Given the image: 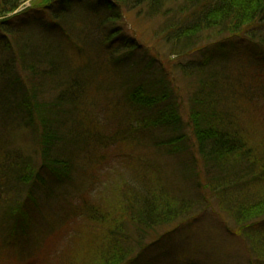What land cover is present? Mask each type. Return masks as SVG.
Wrapping results in <instances>:
<instances>
[{"label": "trees", "instance_id": "trees-1", "mask_svg": "<svg viewBox=\"0 0 264 264\" xmlns=\"http://www.w3.org/2000/svg\"><path fill=\"white\" fill-rule=\"evenodd\" d=\"M22 1L0 0V187L11 192L15 186L14 193H17L11 201L2 196L0 189V210L7 224L4 230L11 234L19 229L25 233L33 220L28 201L19 199V188H25L29 201L38 206L34 187L44 183L41 170H51L60 182L70 180L69 161L57 149L61 147L59 141L66 139L62 131L68 122L67 116L61 115V105L85 102L82 90L93 89V84L87 78H80L98 74L105 66L123 64L138 48L135 39L126 37L115 26L122 9H141L140 12H147L146 17L161 14L162 10L164 15V9L176 13L173 18L179 14L174 24L164 21L160 27L162 37L171 43L172 53L189 50L194 47L191 42L195 37L213 31L221 36H247L264 45V0H39L33 7L6 17ZM176 2L174 9L166 7ZM55 29H61L65 36L75 40L79 51L89 56L83 67L74 69L64 50L53 45V36L58 34ZM251 29H261L263 33L254 36ZM176 40L183 41L184 45L181 47ZM112 41L117 42V47H111ZM102 45L108 54L106 64L94 57L98 56L94 49L101 51ZM183 70L201 77V68L197 66ZM163 71L156 69L135 84L132 83L134 75L132 81L125 76L121 85L125 87L126 103L135 111H146L141 121L150 132L174 135L173 131H181L183 126L179 105L172 101L173 89L169 88ZM204 74L208 80L198 78L200 86L191 97L188 112L194 144L189 145L181 131L184 135L157 146L167 155L179 157L181 170L191 177L198 175L195 167L200 160L207 174L204 187L214 190L219 205L235 221L236 230L256 256L254 263L264 262V144L252 141L238 129L236 112L226 107V101L219 95L217 80ZM57 84L62 90L59 88L56 93ZM47 88L53 94L43 101L38 96L45 94ZM19 127H30L33 135L37 127L44 163L36 169L30 159L18 156L15 164L11 163L1 173L2 157L10 152L2 142L3 134ZM139 182L140 187L119 186L118 201L112 207L98 204L88 207L86 219L94 227L90 228L95 238H90L86 234L89 230H84L83 238L78 235L74 240L75 251L71 254L77 252L78 256H70L59 264H127L130 259V264L140 263L153 233L191 209L187 205L190 202L180 198L181 192L171 194L160 181L152 184L139 174ZM134 247L139 250L132 256ZM90 255L92 260L84 261Z\"/></svg>", "mask_w": 264, "mask_h": 264}, {"label": "rangeland", "instance_id": "rangeland-1", "mask_svg": "<svg viewBox=\"0 0 264 264\" xmlns=\"http://www.w3.org/2000/svg\"><path fill=\"white\" fill-rule=\"evenodd\" d=\"M38 1L23 0L6 17L31 8ZM177 4L168 3L166 7L174 9ZM140 10L122 9L120 20L115 22L123 35L137 41L138 48L133 55L123 64L105 66L101 72H96L98 74L81 77L93 84V89L82 90L85 102L61 105V115L67 116L65 121L68 122L64 131L61 126L66 139L59 141L61 147L57 149L69 161L70 180L60 182L51 170H41L44 183L34 187L38 206L29 201L25 188H19V199L28 201L33 219L25 233L20 229L15 234L4 230L7 224L0 210V264H59L61 260L65 263L70 256H78L77 252L71 254L75 251L76 237L83 238L84 230H89L86 234L95 238L90 228L92 223L86 219L88 207L96 204L112 207L118 201L119 186L140 187L139 174L146 177V182L158 184L160 181L173 195L181 192L180 198L190 202L187 205L191 209L170 225L158 228L147 241L150 246L142 261L136 264H264L263 261L254 263L256 256L236 230L235 221L219 205L214 190L204 187L207 174L199 156L195 167L198 175L191 177L181 170L179 157L167 155L157 146L181 134L186 135L189 145L194 144L188 112L191 97L200 86L198 78L208 80L204 73L217 80L219 95L226 101V107L236 112L238 129L252 141L264 144V45L247 36H221L213 31L195 37L191 42L194 47L189 50L172 53L171 43L162 37L160 27L164 21L174 24L179 14L173 18L176 13L164 9V15L162 10L161 14L146 17L147 12ZM250 32L255 33L254 36L263 33L261 29ZM56 33L53 45L64 50L74 69L83 67L89 56L80 52L76 41L65 36L61 29ZM176 41L181 47L184 45L183 41ZM111 45L117 47L118 44L112 41ZM99 48L101 51L94 49L98 55L94 57L106 64L105 45ZM196 66L201 68V77L183 70H193ZM160 68L170 83L169 88L173 89L172 101L179 105L184 134L181 131H173L174 135L150 132L141 121L146 111H135L126 103L125 87L121 85L124 77L132 81L134 75L132 83L135 84ZM57 87L56 93L60 91V85ZM51 92L47 88L46 93L38 97L47 101ZM34 134L30 127H19L3 134L2 142L10 152L2 157L4 169L1 173L6 172L11 163L15 164L18 156L30 159L36 169L41 167L44 161L37 127ZM11 173L8 177L12 180ZM0 189L6 199H16L15 186L11 192ZM138 250V247L132 248V256ZM85 259L86 262L92 260V256Z\"/></svg>", "mask_w": 264, "mask_h": 264}]
</instances>
